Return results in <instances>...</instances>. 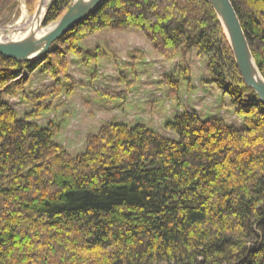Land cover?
Wrapping results in <instances>:
<instances>
[{
    "label": "trees",
    "instance_id": "1",
    "mask_svg": "<svg viewBox=\"0 0 264 264\" xmlns=\"http://www.w3.org/2000/svg\"><path fill=\"white\" fill-rule=\"evenodd\" d=\"M37 1L28 0L30 12ZM229 1L264 79V0ZM71 2L54 0L42 26ZM13 7L0 0V21ZM127 28L163 57L204 56V83L230 99L243 127L187 110L164 126L176 139L111 124L71 158L53 123L20 120L3 101L35 63L0 56V264H264V105L206 1L105 0L43 57L45 72L63 74L61 59L78 40Z\"/></svg>",
    "mask_w": 264,
    "mask_h": 264
},
{
    "label": "rangeland",
    "instance_id": "2",
    "mask_svg": "<svg viewBox=\"0 0 264 264\" xmlns=\"http://www.w3.org/2000/svg\"><path fill=\"white\" fill-rule=\"evenodd\" d=\"M38 3L30 12L28 0H14V7L0 21V31H13L2 33V41L11 40V34L31 23ZM72 50L76 54L69 52L61 59L63 74L53 77L45 72L41 58L33 71L23 69L14 96L3 98L20 120L34 114L30 120L41 128L53 123L58 129L55 144L71 158L81 155L87 140L111 124H142L176 139L164 126L187 110L204 120L218 118L243 127L230 99L204 83L207 59L196 51L163 57L135 28L102 30L78 40ZM52 63L60 65L57 59ZM183 69V73L188 70L189 81L180 74ZM171 76L178 82L176 90L166 84Z\"/></svg>",
    "mask_w": 264,
    "mask_h": 264
},
{
    "label": "water",
    "instance_id": "3",
    "mask_svg": "<svg viewBox=\"0 0 264 264\" xmlns=\"http://www.w3.org/2000/svg\"><path fill=\"white\" fill-rule=\"evenodd\" d=\"M45 1L39 0L32 17V23L29 24L31 29L29 28L23 39L0 42V56L18 63L39 62L41 58L51 52L52 47L60 38L76 25L84 22L105 0H72L66 13L49 26L52 29L41 35L43 19L54 2V0H47V3L44 4ZM204 1L211 6L222 27L243 83L252 90L257 101L264 105V79L256 67L231 2L229 0Z\"/></svg>",
    "mask_w": 264,
    "mask_h": 264
},
{
    "label": "bare ground",
    "instance_id": "4",
    "mask_svg": "<svg viewBox=\"0 0 264 264\" xmlns=\"http://www.w3.org/2000/svg\"><path fill=\"white\" fill-rule=\"evenodd\" d=\"M47 3V0L44 2V4H46ZM32 18L30 19V21H29V23L31 22L32 23ZM34 27L36 26V24L35 25H33ZM29 24H28V26L22 31V32H20V33H17V34H11V40L12 41H16V40H21V39H23L24 38V36L26 35V32L29 30ZM31 29V28H30ZM34 29V28H33ZM52 29V27H49V28H46V29H44V30H42L41 32H40V34L41 35H43V34H45V33H47L48 31H50ZM10 31H13V29L11 28H8V29H5V30H2V31H0V42H2V40H1V38H2V33H7V32H10ZM39 34V35H40Z\"/></svg>",
    "mask_w": 264,
    "mask_h": 264
}]
</instances>
